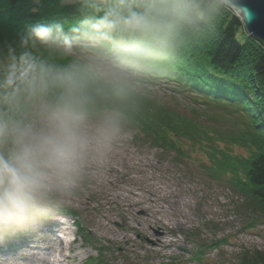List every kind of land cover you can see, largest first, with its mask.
Returning a JSON list of instances; mask_svg holds the SVG:
<instances>
[{
    "label": "rangeland",
    "instance_id": "obj_1",
    "mask_svg": "<svg viewBox=\"0 0 264 264\" xmlns=\"http://www.w3.org/2000/svg\"><path fill=\"white\" fill-rule=\"evenodd\" d=\"M131 71V85L141 94L168 106L184 121L197 122L208 135L204 144L182 137L178 154L121 125L122 137L112 144L107 160L84 168L75 199L53 210L33 230L0 240V260L20 261L30 250L27 245L52 246L57 236L48 229H59L55 221H66L70 228L74 251L66 264H90L93 258L98 264H236L243 249L264 250V222L250 200L243 167L254 149L248 134L250 112L233 100L143 79ZM109 116L115 115L106 112L94 121ZM208 151L221 153L215 159ZM130 190L151 192L154 202L147 209L142 203L130 207ZM200 244L209 246L197 254ZM79 251L84 259L75 256Z\"/></svg>",
    "mask_w": 264,
    "mask_h": 264
},
{
    "label": "clouds",
    "instance_id": "obj_2",
    "mask_svg": "<svg viewBox=\"0 0 264 264\" xmlns=\"http://www.w3.org/2000/svg\"><path fill=\"white\" fill-rule=\"evenodd\" d=\"M79 2L86 14L69 28L0 27L14 32L7 56L0 54V240L74 200L86 165L105 162L122 137L118 117L94 116L101 100L130 95L152 18L135 0Z\"/></svg>",
    "mask_w": 264,
    "mask_h": 264
},
{
    "label": "trees",
    "instance_id": "obj_3",
    "mask_svg": "<svg viewBox=\"0 0 264 264\" xmlns=\"http://www.w3.org/2000/svg\"><path fill=\"white\" fill-rule=\"evenodd\" d=\"M135 2L148 6L152 29L139 40L143 54L132 65V70L143 79L165 80L176 83V88L185 87L213 98L233 100L250 112L247 113L248 134L254 138V149L253 155L243 163L244 176L250 200L264 222V44L249 35L235 12L219 0ZM85 14L79 0L73 3L0 0V27L9 31L34 22H58L69 28L79 24ZM13 38L14 32L0 34V54L7 56L8 44ZM115 43L120 45L127 41L118 38ZM106 112L118 117L121 125L137 130L138 135L153 145L169 147L178 154H181L178 141L182 137L201 146L207 139L203 137L208 136L200 132L197 122L184 121L180 114L158 104L152 96L141 94L134 85L124 100H101L94 118ZM208 153L218 159L221 152ZM65 212L76 216L72 209ZM250 226L256 224L250 222ZM204 246L209 245L200 244L195 252L201 253ZM217 246L212 245V248ZM98 263L92 259L90 264ZM236 264H264V250L243 249Z\"/></svg>",
    "mask_w": 264,
    "mask_h": 264
},
{
    "label": "bare ground",
    "instance_id": "obj_4",
    "mask_svg": "<svg viewBox=\"0 0 264 264\" xmlns=\"http://www.w3.org/2000/svg\"><path fill=\"white\" fill-rule=\"evenodd\" d=\"M154 194L151 192L138 194L134 190H130L127 201L131 204L130 207L137 206L142 203L145 204L146 209L154 202ZM151 217L150 214L147 215ZM59 229H48L50 235H55V243L51 246H40L37 244L27 245L30 250H25L20 256L21 260L14 258H5L0 260V264H66L70 253L74 251L72 244L73 240L70 238V228L66 225V221H55ZM56 226V227H57ZM129 227L131 225L129 224ZM126 237V236H125ZM75 256L84 259V252H76Z\"/></svg>",
    "mask_w": 264,
    "mask_h": 264
},
{
    "label": "water",
    "instance_id": "obj_5",
    "mask_svg": "<svg viewBox=\"0 0 264 264\" xmlns=\"http://www.w3.org/2000/svg\"><path fill=\"white\" fill-rule=\"evenodd\" d=\"M244 23L249 35L264 44V0H219Z\"/></svg>",
    "mask_w": 264,
    "mask_h": 264
}]
</instances>
